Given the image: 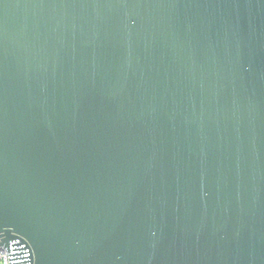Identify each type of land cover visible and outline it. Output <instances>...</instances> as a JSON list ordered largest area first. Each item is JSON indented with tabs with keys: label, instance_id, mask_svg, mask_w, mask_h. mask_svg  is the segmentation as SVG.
I'll list each match as a JSON object with an SVG mask.
<instances>
[{
	"label": "water",
	"instance_id": "95a60500",
	"mask_svg": "<svg viewBox=\"0 0 264 264\" xmlns=\"http://www.w3.org/2000/svg\"><path fill=\"white\" fill-rule=\"evenodd\" d=\"M30 264H264V0H0V246Z\"/></svg>",
	"mask_w": 264,
	"mask_h": 264
},
{
	"label": "built area",
	"instance_id": "2783aa9c",
	"mask_svg": "<svg viewBox=\"0 0 264 264\" xmlns=\"http://www.w3.org/2000/svg\"><path fill=\"white\" fill-rule=\"evenodd\" d=\"M31 253L20 239L10 241L9 248L0 246V264H30Z\"/></svg>",
	"mask_w": 264,
	"mask_h": 264
}]
</instances>
